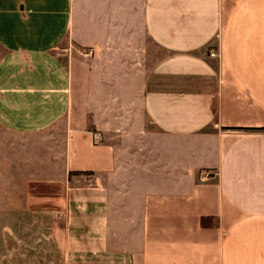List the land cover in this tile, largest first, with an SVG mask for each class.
I'll use <instances>...</instances> for the list:
<instances>
[{
  "label": "crops",
  "instance_id": "crops-1",
  "mask_svg": "<svg viewBox=\"0 0 264 264\" xmlns=\"http://www.w3.org/2000/svg\"><path fill=\"white\" fill-rule=\"evenodd\" d=\"M136 99L172 144L127 128ZM57 125L60 170L23 172L4 189L28 196L0 203L45 264H264V0H0L5 143ZM35 183L57 191L36 201Z\"/></svg>",
  "mask_w": 264,
  "mask_h": 264
},
{
  "label": "rangeland",
  "instance_id": "rangeland-1",
  "mask_svg": "<svg viewBox=\"0 0 264 264\" xmlns=\"http://www.w3.org/2000/svg\"><path fill=\"white\" fill-rule=\"evenodd\" d=\"M75 49L77 52H79L80 55L85 56L89 60L94 56L96 52V48L92 46H88L87 48H77L75 46ZM215 55H217V51L215 50ZM211 55V54H210ZM215 58L214 55H211ZM154 55L150 54L149 57L142 56L141 64L139 65V72L144 74L146 73L147 69H149L151 63L153 60ZM94 66V65H93ZM98 81L101 83L100 76L96 78L95 71L91 67V85L96 83ZM116 86L119 87V90H121V84L120 81L117 80ZM97 87L100 89L101 85L97 84ZM122 91H119L118 97H117V104H120L124 100L127 99V96ZM93 98V96H92ZM139 102L138 99H136L135 105H133V109L131 112H128V118L130 119L128 123V129L134 130V133L139 137V134H143L142 136L144 139H148L149 143V149L152 150L154 145H157L158 142H165L166 144H172L174 142L173 138L165 135L164 133L160 132L152 123L144 117L142 112L138 110ZM122 112H118L117 114H121ZM115 115V114H114ZM113 116L111 106L103 103L100 110V117L103 120L108 121ZM141 129H144L142 131ZM105 133L109 134V130H111V126H108L106 128H103ZM55 132V133H54ZM54 133L55 136H52ZM11 135L8 133V131H2L0 129V167L3 173L5 175L2 179H0V203L5 202L2 201L5 199H9L7 201H20L22 198H26L28 196V192L25 189H17V190H6L5 187H9L10 181L14 182L17 186H22L21 182L25 175H23V172H27L29 169L32 171L38 173L39 176L44 175V173L47 171L50 172V168L52 165L53 171L58 172L62 166V158H63V141H62V127L60 125H57L52 129L50 132L46 133V130L39 133L37 136L32 135L31 136H24L19 137L16 139L15 137H10L11 141L13 143H17L19 145L20 140L23 141V145H26L30 147L31 150H25L26 152H22L21 154L25 156V153L30 155L34 161H32V168H27L28 162L19 160L18 157L21 156L19 152H16L12 149H15L11 144H7V136ZM7 144V145H6ZM16 145L15 147H17ZM5 148L3 149V147ZM21 146V145H19ZM133 146L139 147V152L143 153L142 146L137 143H134ZM138 164H142L143 157L142 155H138L137 157ZM35 164H37L35 166ZM22 166L21 168H17V166ZM25 166V167H23ZM27 174V173H24ZM31 174V173H30ZM29 174V175H30ZM45 183H43L44 185ZM33 186V185H32ZM56 189H47L45 186H41V184L35 183L34 186L29 190V196L32 199H35L36 201L42 200L44 202L45 199H48V194H52L56 192ZM50 199V197H49ZM3 209H18L15 206H1L0 205V264H29L34 262V258L37 260L34 262L36 264H45L46 256L41 254V243L39 246L35 249V244H31V242L28 240V238H25L24 241L27 243L25 246H22L21 244L23 241L18 240V234L17 229L13 223H11L12 218L9 216V212H2ZM38 211L45 212V209H37ZM41 212V213H42ZM13 216V213H11ZM31 224L26 223L22 224L20 227H17L18 229L21 227L30 226ZM29 237V236H28ZM19 241V243L17 242ZM31 245H34L32 248ZM22 248V249H21ZM22 259V262H21Z\"/></svg>",
  "mask_w": 264,
  "mask_h": 264
},
{
  "label": "trees",
  "instance_id": "trees-1",
  "mask_svg": "<svg viewBox=\"0 0 264 264\" xmlns=\"http://www.w3.org/2000/svg\"><path fill=\"white\" fill-rule=\"evenodd\" d=\"M93 173V171L90 170H70L69 171V175L70 174H89L91 175ZM3 199H5V197H3Z\"/></svg>",
  "mask_w": 264,
  "mask_h": 264
},
{
  "label": "built area",
  "instance_id": "built-area-1",
  "mask_svg": "<svg viewBox=\"0 0 264 264\" xmlns=\"http://www.w3.org/2000/svg\"><path fill=\"white\" fill-rule=\"evenodd\" d=\"M210 54H211V55H215V52H214V50H213V51H211V52H210Z\"/></svg>",
  "mask_w": 264,
  "mask_h": 264
}]
</instances>
